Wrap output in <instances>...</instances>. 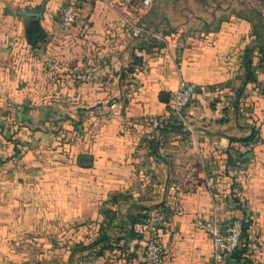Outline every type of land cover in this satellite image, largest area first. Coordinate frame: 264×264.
<instances>
[{
  "label": "crops",
  "instance_id": "1",
  "mask_svg": "<svg viewBox=\"0 0 264 264\" xmlns=\"http://www.w3.org/2000/svg\"><path fill=\"white\" fill-rule=\"evenodd\" d=\"M65 2L0 0V264H147L148 238L159 264H212L194 223L213 215L243 219L247 264H264V0H91L62 29ZM141 37L162 45L137 51ZM179 79L192 130L157 135ZM104 209L115 238L146 215L134 251L77 249Z\"/></svg>",
  "mask_w": 264,
  "mask_h": 264
},
{
  "label": "built area",
  "instance_id": "2",
  "mask_svg": "<svg viewBox=\"0 0 264 264\" xmlns=\"http://www.w3.org/2000/svg\"><path fill=\"white\" fill-rule=\"evenodd\" d=\"M87 1L91 0H66L60 16V27L62 29H68L72 26L80 4ZM148 2L149 0H144L145 4ZM124 21L134 37L147 32L145 25L142 23H135L127 18ZM151 36L158 38L157 35L152 33ZM194 88L193 83L179 79L176 89L169 96V110L167 114L149 118L148 124L153 129H162L167 123L176 122L182 129L191 131L192 127L186 117L185 108L192 97ZM194 225L197 229L205 232L210 238L212 264H221L229 257L231 252L236 251L240 246L241 219H234L226 229L219 224L217 215L205 219H197ZM135 241V239L128 241L127 252L134 251ZM144 262L147 264H159V247L153 240L147 242L145 245Z\"/></svg>",
  "mask_w": 264,
  "mask_h": 264
},
{
  "label": "trees",
  "instance_id": "3",
  "mask_svg": "<svg viewBox=\"0 0 264 264\" xmlns=\"http://www.w3.org/2000/svg\"><path fill=\"white\" fill-rule=\"evenodd\" d=\"M162 44H159L154 38L148 39L145 37H141V39L138 41L137 43V51H142V50H149V48L152 47H160ZM262 58L264 59V52L262 53ZM132 59L133 61L131 62L130 67L128 68V72L130 73H138L141 72V69H139V67L142 66V59L141 57L137 56L135 53L132 55ZM170 131L173 132H182V128L180 125L176 124V122H171V123H167L162 129H154V133L157 135H161V134H166ZM258 139V135L257 132L255 130H253L251 132V134L249 136L243 137L241 139H235L234 141H245V142H251L254 143L256 140ZM155 140H151L150 141V146L153 147L155 145ZM17 153V151H15V148L13 149V152L11 155H15ZM103 215L105 218L108 219L107 224L105 223V226H100L97 234L95 237H90L85 243L82 241H80L78 244H76L77 249L79 250H86V249H90L93 248L95 246H100V250H112L114 249L116 246L112 245V239L113 240H117L119 241L120 239L124 240V245L127 244L126 242H128V240L130 239H138L140 238L138 233L135 231L134 226L136 224H141L142 220L146 218L145 214H127L126 215V222H125V226L123 227V233L121 234V236L119 237H113L111 235H109L106 232V229L108 228V226L110 225V223L113 221L115 214H113V211H111L110 209H104L103 210ZM242 221V229H241V241H240V246L239 248L236 250L237 254L239 256V261L238 262H232L229 260V258L227 257L225 259V261L227 262H231L233 264H247L248 259L246 257V244L243 241V237H245V232H246V226L247 224L244 222L243 219H241ZM154 239L153 238H148L145 241V244H147V242L151 241ZM121 250H123L124 246H120L119 247Z\"/></svg>",
  "mask_w": 264,
  "mask_h": 264
},
{
  "label": "water",
  "instance_id": "4",
  "mask_svg": "<svg viewBox=\"0 0 264 264\" xmlns=\"http://www.w3.org/2000/svg\"><path fill=\"white\" fill-rule=\"evenodd\" d=\"M29 33H30V37H29V44L30 45H34L39 36L41 35L42 33V30L38 27V25L35 23H32V25L29 27ZM168 98H169V94L168 93H162L161 94V99L165 102L168 101ZM186 133L188 132L187 130L185 131ZM247 156H250V153L247 154ZM229 260L232 261V262H238L239 261V256L237 254V251H233L231 252V254L229 255Z\"/></svg>",
  "mask_w": 264,
  "mask_h": 264
},
{
  "label": "rangeland",
  "instance_id": "5",
  "mask_svg": "<svg viewBox=\"0 0 264 264\" xmlns=\"http://www.w3.org/2000/svg\"><path fill=\"white\" fill-rule=\"evenodd\" d=\"M63 119H61V118H59L58 116H57V113L55 114V115H51L50 117H49V123L50 124H56L57 122H59V121H62Z\"/></svg>",
  "mask_w": 264,
  "mask_h": 264
}]
</instances>
